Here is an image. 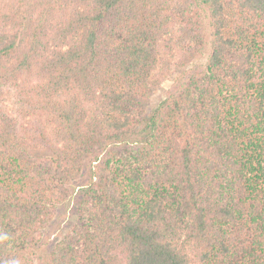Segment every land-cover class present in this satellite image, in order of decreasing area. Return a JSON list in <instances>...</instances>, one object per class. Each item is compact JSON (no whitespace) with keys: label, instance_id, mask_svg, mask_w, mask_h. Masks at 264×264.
<instances>
[{"label":"trees","instance_id":"obj_1","mask_svg":"<svg viewBox=\"0 0 264 264\" xmlns=\"http://www.w3.org/2000/svg\"><path fill=\"white\" fill-rule=\"evenodd\" d=\"M0 264H264V0H0Z\"/></svg>","mask_w":264,"mask_h":264},{"label":"rangeland","instance_id":"obj_2","mask_svg":"<svg viewBox=\"0 0 264 264\" xmlns=\"http://www.w3.org/2000/svg\"><path fill=\"white\" fill-rule=\"evenodd\" d=\"M208 51L209 50L204 47L203 51L198 54V56L188 65V67L196 64L205 63V61L207 60ZM172 83V79H165L161 84V88L151 95L149 103V107L151 109L156 107L158 103L165 97L166 91L171 88ZM12 100L13 98H8L4 102L9 110H11V108L14 106V102H12ZM88 176L89 165L85 167L82 176L73 182V185H75L76 187L73 196L77 194V188L86 182ZM78 219V207L73 198L65 204L59 205L56 209L52 222L42 234L40 247L35 255V260L38 259L40 255H48L49 252L58 244V242L66 234L73 231L72 229L74 228V226L78 224Z\"/></svg>","mask_w":264,"mask_h":264}]
</instances>
